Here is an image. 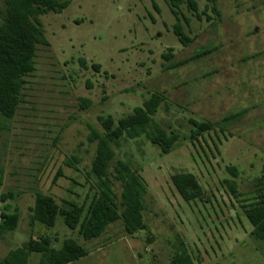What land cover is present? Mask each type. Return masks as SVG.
Instances as JSON below:
<instances>
[{"label": "rangeland", "instance_id": "obj_1", "mask_svg": "<svg viewBox=\"0 0 264 264\" xmlns=\"http://www.w3.org/2000/svg\"><path fill=\"white\" fill-rule=\"evenodd\" d=\"M195 1L197 11L179 3L177 17L170 0H70L61 14L39 17L48 44L37 47L15 116H0V223L2 213L18 216L0 236V261L49 237L56 248L72 238L89 251L70 264H169L181 253L193 264H264V243L245 215L264 182V0ZM4 9L0 0V21ZM154 93L162 101L152 129L177 136L171 152L145 134L112 144L114 163L125 162L146 188L145 227L128 234L120 219L85 241L61 217L51 228L32 223L38 191L87 208L98 190L90 136L105 135L102 118L117 123ZM192 121L211 127L193 136ZM180 173L196 177L200 198L182 199L171 180ZM113 191L122 211L123 185L115 181ZM39 260L31 254L29 264Z\"/></svg>", "mask_w": 264, "mask_h": 264}, {"label": "trees", "instance_id": "obj_2", "mask_svg": "<svg viewBox=\"0 0 264 264\" xmlns=\"http://www.w3.org/2000/svg\"><path fill=\"white\" fill-rule=\"evenodd\" d=\"M5 9L0 21V116L12 119L20 104V99L26 78L35 71V58L38 45H47L45 31L39 17L48 13L61 14L70 4V0H2ZM186 2L190 9L197 11L195 0H170L172 11L179 3ZM174 33L182 45L187 46L190 39L177 22ZM210 51L200 52L190 58L171 64L170 68L183 66L191 61L202 58ZM172 54L164 55L170 60ZM162 97L154 93L142 106L136 107L132 114L117 121L111 116L101 119L105 135L96 131L90 136V141L97 142V150L92 161L91 173L96 178L98 190L87 206L67 201L63 206L56 203L53 197L41 191L35 193L34 206L31 208V222L45 227H54L59 217L71 230L78 229L85 241L100 237L106 228L122 219L128 234L145 227L143 223V196L146 188L141 180L123 161L114 163L116 144L122 136L130 139L142 134L147 135L152 144L158 146L162 153L169 154L177 136L168 135L164 130L154 126L152 118L159 109ZM85 102L89 103L85 100ZM86 103V106H87ZM197 128L193 136L207 130L211 125L192 121ZM234 175L236 169L232 168ZM172 183L185 202L200 198L203 189L196 177L190 173L175 174ZM123 185L120 205L116 202L113 191L114 182ZM260 187L254 196V201L245 210L246 218L252 226L251 235L264 243V182L258 179ZM3 185V169L0 167V188ZM229 189L237 194L234 182H228ZM4 220L0 223V236L17 227V214L2 213ZM40 255L38 264H70L86 256L89 251L75 239H65L60 248L52 244L49 237L39 240L31 238L25 247L9 251L0 264H29L31 254ZM169 264H193L191 256L186 253L175 255Z\"/></svg>", "mask_w": 264, "mask_h": 264}]
</instances>
